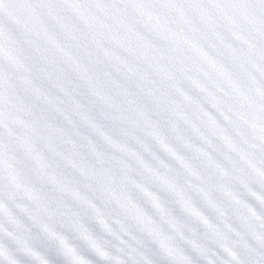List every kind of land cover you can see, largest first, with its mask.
<instances>
[{
  "label": "snow or ice",
  "instance_id": "1",
  "mask_svg": "<svg viewBox=\"0 0 264 264\" xmlns=\"http://www.w3.org/2000/svg\"><path fill=\"white\" fill-rule=\"evenodd\" d=\"M0 264H264V0H0Z\"/></svg>",
  "mask_w": 264,
  "mask_h": 264
}]
</instances>
